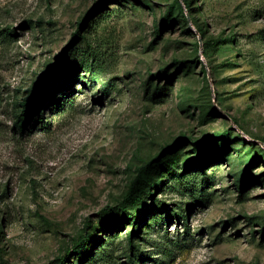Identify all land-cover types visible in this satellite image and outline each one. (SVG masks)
Returning a JSON list of instances; mask_svg holds the SVG:
<instances>
[{"label":"rangeland","instance_id":"obj_1","mask_svg":"<svg viewBox=\"0 0 264 264\" xmlns=\"http://www.w3.org/2000/svg\"><path fill=\"white\" fill-rule=\"evenodd\" d=\"M178 1L0 0V264H264V0Z\"/></svg>","mask_w":264,"mask_h":264},{"label":"trees","instance_id":"obj_2","mask_svg":"<svg viewBox=\"0 0 264 264\" xmlns=\"http://www.w3.org/2000/svg\"><path fill=\"white\" fill-rule=\"evenodd\" d=\"M182 2L185 5V7L188 6L187 0H182ZM175 3L181 9L180 2L178 0H175ZM75 35H77V34H75ZM60 69H61V63H60V61H58V63L56 64L55 68L53 69V71L48 76H46L44 79H42L33 88V90L30 91L29 94L26 95L23 98V100L21 102V110H20V113L18 114V117H17V124H18L20 129H23V127L31 119V117L33 115L37 114V112L40 109V106H41L43 100H45V98H43V97L51 99V96H48L44 89L47 86V83L49 81H51V79L55 76V74H57L59 72ZM62 87H63V85H62ZM62 87H60L58 90H62L63 91ZM61 98L62 97L57 99L56 104L59 102V100ZM39 116L42 118V114L39 115ZM132 190H133V186L130 187L129 193ZM82 245L83 244L79 245L78 248L76 247V249L80 250L82 248ZM59 264H66V263L61 261Z\"/></svg>","mask_w":264,"mask_h":264}]
</instances>
